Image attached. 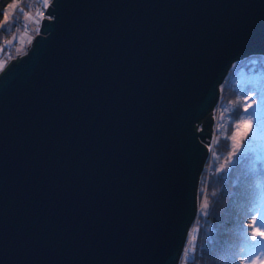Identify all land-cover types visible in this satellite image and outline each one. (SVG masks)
I'll list each match as a JSON object with an SVG mask.
<instances>
[{"label": "water", "instance_id": "1", "mask_svg": "<svg viewBox=\"0 0 264 264\" xmlns=\"http://www.w3.org/2000/svg\"><path fill=\"white\" fill-rule=\"evenodd\" d=\"M255 54L264 0H50L0 71V264H179L219 85Z\"/></svg>", "mask_w": 264, "mask_h": 264}, {"label": "trees", "instance_id": "2", "mask_svg": "<svg viewBox=\"0 0 264 264\" xmlns=\"http://www.w3.org/2000/svg\"><path fill=\"white\" fill-rule=\"evenodd\" d=\"M11 1L0 0V58L6 57L5 66L10 59L26 52V49L22 54L6 51L4 42L23 29L24 14L19 8L9 15L8 25H4L2 13ZM17 4L39 21L44 10L39 0H17ZM263 71L264 55H251L233 63L219 85V97L213 108L211 147L199 175L196 195L197 203L207 201L208 206L202 213H196L179 264H240L248 256L244 236L257 210L264 214V115L255 119L252 132L248 122L236 126L243 117L251 116L250 111H244L245 105L264 108ZM234 133L235 142L242 147L232 163L227 164L234 144L230 137Z\"/></svg>", "mask_w": 264, "mask_h": 264}, {"label": "snow or ice", "instance_id": "3", "mask_svg": "<svg viewBox=\"0 0 264 264\" xmlns=\"http://www.w3.org/2000/svg\"><path fill=\"white\" fill-rule=\"evenodd\" d=\"M49 6V0H45L44 7L47 8ZM19 8V11L24 14L26 20L32 19L29 17L28 13L24 12L23 7H20L17 3H12L6 6V9L3 11L4 16V25H8L9 21V15L11 12H15ZM33 23L39 24L38 20L33 19ZM2 27V26H0ZM25 32L28 31V24L25 23L24 25ZM17 37L13 36L12 40H6L4 43L5 45H11L12 41L15 40ZM3 68V65L0 64V69ZM255 94V92L253 91ZM249 100H251V97H248ZM256 101L253 100L252 104H255ZM250 105H245L244 111L247 113L249 111ZM244 122H248L250 124L249 132H252V127L255 126V120L251 116H245L241 119V121L237 124V128L240 127V125ZM234 141L233 144V151L229 154V158L226 161L227 164L232 163V158L236 156L241 149V145L235 142L236 134L234 133L232 137H230ZM224 165L221 166V170H223ZM207 201L203 204V208H207ZM259 220V224H257V221ZM255 225V227H254ZM249 231L246 232L244 236V245L248 250V256L244 257L240 264H254L255 261H259V264H264V214H262L259 210L255 213V215L252 218V224L248 226ZM251 241V243H249ZM244 250L243 248L241 249ZM185 257H187V251L185 252Z\"/></svg>", "mask_w": 264, "mask_h": 264}, {"label": "rangeland", "instance_id": "4", "mask_svg": "<svg viewBox=\"0 0 264 264\" xmlns=\"http://www.w3.org/2000/svg\"><path fill=\"white\" fill-rule=\"evenodd\" d=\"M49 2H50V0H49ZM12 3H17V0H12L9 4H12ZM43 4H45V0H44ZM45 9L46 8L44 7V10L41 12V16L44 13ZM40 10L41 9H38V11H40ZM9 12L11 15V13H12L11 10H9ZM28 15L32 19L26 20L25 16L22 17L23 29L15 32V34L13 36H16L17 38L12 41L11 45H5L7 48V50H6L7 52H11L12 54H14V52L22 54L24 52V50L26 49V47L27 48L29 47L33 37L35 36V34L37 32L38 24L33 23L34 16L32 15V12H29ZM34 19L37 20V18H34ZM3 21H4V19H3ZM25 23L28 24V31L27 32H25V30H24ZM13 36H12V38H13ZM12 38L10 40H12ZM7 52H5V54L8 56ZM6 63H7L6 57L2 56L0 58V64H2L4 67ZM234 66L232 67V69L234 68ZM262 75L264 76V71H263ZM249 111L251 112V117H253L254 120L257 119L259 116L264 115V108L261 107L260 105H250ZM212 115H213V113H212ZM213 119H214V115H213ZM212 135H213V130H212ZM211 140H212V137L209 141L210 143L207 145V147L209 148V151H210V147H211ZM204 203H205L204 201L197 203V213H198V211H199V213H202L204 211L205 208L202 207ZM256 263L259 264V261H256Z\"/></svg>", "mask_w": 264, "mask_h": 264}, {"label": "built area", "instance_id": "5", "mask_svg": "<svg viewBox=\"0 0 264 264\" xmlns=\"http://www.w3.org/2000/svg\"><path fill=\"white\" fill-rule=\"evenodd\" d=\"M43 2H44V0H39V4H40L41 6H44ZM38 12H39V11H38ZM42 16H44V13L42 14Z\"/></svg>", "mask_w": 264, "mask_h": 264}]
</instances>
